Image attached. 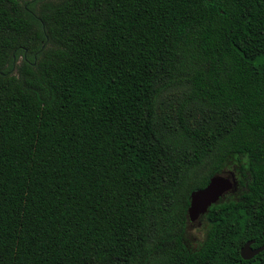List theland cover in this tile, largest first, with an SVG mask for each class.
Returning <instances> with one entry per match:
<instances>
[{
	"label": "trees",
	"instance_id": "obj_1",
	"mask_svg": "<svg viewBox=\"0 0 264 264\" xmlns=\"http://www.w3.org/2000/svg\"><path fill=\"white\" fill-rule=\"evenodd\" d=\"M234 173L205 236L191 192ZM264 0H0V264H264Z\"/></svg>",
	"mask_w": 264,
	"mask_h": 264
},
{
	"label": "water",
	"instance_id": "obj_2",
	"mask_svg": "<svg viewBox=\"0 0 264 264\" xmlns=\"http://www.w3.org/2000/svg\"><path fill=\"white\" fill-rule=\"evenodd\" d=\"M236 188L234 173L214 175L204 188L191 192L187 210L188 219L191 222L195 221L204 215L212 205L217 204L226 194L235 192ZM252 243H246L241 249L240 256L243 260H249L264 251V246L252 251L250 247Z\"/></svg>",
	"mask_w": 264,
	"mask_h": 264
},
{
	"label": "flooded vegetation",
	"instance_id": "obj_3",
	"mask_svg": "<svg viewBox=\"0 0 264 264\" xmlns=\"http://www.w3.org/2000/svg\"><path fill=\"white\" fill-rule=\"evenodd\" d=\"M226 174H228V173H226ZM234 176H235V174H234ZM235 180H236V185H238V183H237V178H236V176H235ZM237 189V188H236ZM236 191V190H235ZM234 193V192H233ZM229 194V193H228ZM231 194H232V192H231ZM226 196H228L227 194L223 197V198H225ZM206 214V213H205ZM204 214V215H205ZM204 215H202V216H200L198 219H196L195 221H193V222H191L189 219V223H188V225H189V228L191 227V228H193L194 230H197V233L200 235V234H202V231H203V236H202V239L204 238V236H205V232H206V227H207V224H208V222H207V219L205 218V216ZM200 238H198L197 236H195V241H198ZM201 239V240H202ZM249 242H253L251 245H250V247H251V249H252V251L253 250H256V249H258V248H260V247H262V246H260V247H255V246H253V244H254V241H249ZM246 243H248V242H246ZM245 243V244H246ZM244 244V245H245ZM244 247V246H243ZM242 247V248H243ZM241 248V249H242ZM241 249H240V251H241ZM263 252V251H262ZM261 253V252H260ZM259 253V254H260ZM258 255V254H257ZM257 255H255V256H253L251 259H249V260H244V261H246V262H251L252 260H254V258L257 256ZM241 257V256H240ZM242 259V258H241ZM243 260V259H242Z\"/></svg>",
	"mask_w": 264,
	"mask_h": 264
},
{
	"label": "rangeland",
	"instance_id": "obj_4",
	"mask_svg": "<svg viewBox=\"0 0 264 264\" xmlns=\"http://www.w3.org/2000/svg\"><path fill=\"white\" fill-rule=\"evenodd\" d=\"M188 240L191 241V244L193 247H196L197 244L202 241V236H203V231H202V234H198L197 233V230H194L193 228H188ZM195 236H197L198 238H200L198 241H195ZM202 239V240H201Z\"/></svg>",
	"mask_w": 264,
	"mask_h": 264
}]
</instances>
